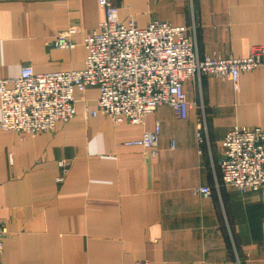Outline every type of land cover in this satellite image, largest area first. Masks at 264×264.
<instances>
[{"label": "crops", "instance_id": "crops-1", "mask_svg": "<svg viewBox=\"0 0 264 264\" xmlns=\"http://www.w3.org/2000/svg\"><path fill=\"white\" fill-rule=\"evenodd\" d=\"M116 4L119 21L141 29L194 22L201 59H243L264 46V0ZM104 19L98 0H0V79L26 66L37 74L84 69L83 41ZM62 34L73 48L55 46ZM183 89L186 119L165 105L140 124H116L91 115L100 93L89 88L75 93L76 116L53 132L23 139L0 127V264H264V190L215 188L227 133L264 130V68L241 73L237 87L209 76ZM157 124L156 157L125 146ZM61 160L69 172L59 184ZM202 187L211 195L194 192Z\"/></svg>", "mask_w": 264, "mask_h": 264}, {"label": "built area", "instance_id": "built-area-1", "mask_svg": "<svg viewBox=\"0 0 264 264\" xmlns=\"http://www.w3.org/2000/svg\"><path fill=\"white\" fill-rule=\"evenodd\" d=\"M105 19L84 39L86 66L82 70L37 74L23 67L15 79H0V127L16 132L24 139L56 130L76 116V92L99 89L97 108L91 112L116 124L127 121L140 124L158 107L169 106L178 118L186 119L189 104L183 85L186 81L215 76L231 80L237 87L241 73L264 68V46H255L243 59H220L197 51L196 26L173 27L153 20L138 28L134 20L121 23L116 0H98ZM190 31L191 35H188ZM193 32V34H192ZM54 44L71 49L74 44L59 35ZM160 126L125 146L139 147L157 156ZM199 144L207 143V134L198 133ZM219 161L220 179L215 188L232 186L242 192L264 190V130L260 127H236L222 141ZM64 182L69 172L66 160L58 162ZM195 193L211 195L209 187ZM4 231L0 224V259L4 250ZM136 264H149L139 261Z\"/></svg>", "mask_w": 264, "mask_h": 264}]
</instances>
